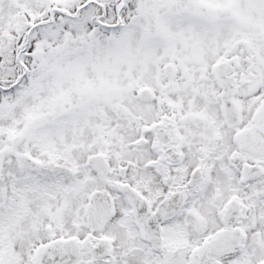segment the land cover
I'll return each instance as SVG.
<instances>
[{
    "label": "flooded vegetation",
    "instance_id": "obj_1",
    "mask_svg": "<svg viewBox=\"0 0 264 264\" xmlns=\"http://www.w3.org/2000/svg\"><path fill=\"white\" fill-rule=\"evenodd\" d=\"M128 8L99 24L115 35L105 44L51 46L50 101L26 112L34 132L0 120V264H33L45 247L67 264H189L222 234L215 264H264V144L252 136L264 0H133L127 22ZM127 28L122 54H93ZM20 58L0 105L42 91L19 83Z\"/></svg>",
    "mask_w": 264,
    "mask_h": 264
},
{
    "label": "rangeland",
    "instance_id": "obj_2",
    "mask_svg": "<svg viewBox=\"0 0 264 264\" xmlns=\"http://www.w3.org/2000/svg\"><path fill=\"white\" fill-rule=\"evenodd\" d=\"M133 0H0V84L9 85L16 79L15 71H19L18 66L14 63V56L19 50L26 49L25 62L27 63L30 72H27L26 83L32 87L36 86V82L42 85L41 92H31L23 94L18 105H11L7 102H2L0 105V120L9 118V121H14L19 127L31 129L29 133L34 132L30 127L34 123H29L26 118L28 109H33L35 103H43L50 101V95L45 91L50 84L51 64L55 60L49 49L51 46H59L67 51V55L75 49L67 48L71 39L79 37H87L90 34L95 39L94 42H103L110 38L112 34L110 29L99 26L100 23H111L116 20L114 11L117 7L125 2V6L129 7L124 13V21L130 20V7ZM103 6V8H101ZM82 7V8H79ZM62 16L63 26L61 24L53 25L57 21V17ZM101 21V22H100ZM94 23H98L93 26ZM129 28V27H128ZM121 33L115 45L107 47L99 45L95 48L93 54L99 57L101 54L108 53L110 55L122 54L121 47L131 42L130 30ZM66 38V41H64ZM98 39V40H97ZM76 54V53H75ZM80 56L78 60H82ZM78 68L77 72L80 75V83L88 82L86 71ZM71 76V74H70ZM83 78V79H82ZM70 87L75 86L74 81L69 82ZM66 88L62 87L59 91ZM16 96V95H15ZM0 125V129H2ZM18 127V128H19ZM22 129V128H19ZM71 137L77 139V136H69L66 139L67 144H70ZM3 139L0 133V145ZM48 148H51V143H47ZM33 147V145H31ZM33 151L36 150L33 147Z\"/></svg>",
    "mask_w": 264,
    "mask_h": 264
},
{
    "label": "water",
    "instance_id": "obj_3",
    "mask_svg": "<svg viewBox=\"0 0 264 264\" xmlns=\"http://www.w3.org/2000/svg\"><path fill=\"white\" fill-rule=\"evenodd\" d=\"M79 42L84 44L86 43L84 37H80ZM254 126H253V135L261 138L260 144H264V104L262 108L256 113L254 117ZM242 135L238 137V142L242 143ZM254 142V140L252 141ZM3 150H0V168H1V159H2ZM132 196L129 195L128 199L131 203ZM225 234H222L217 240L210 241L206 244L200 246L196 251H193L189 256V264H215L216 257L219 256L222 252H225L230 248V245L227 244ZM65 240H59L56 242L55 246H59L58 250L66 248L67 242ZM49 250L48 247H45L39 250L35 256L33 264H67L69 259L65 258L62 253H46ZM54 252V251H53ZM55 255V256H54ZM46 256V257H45ZM48 257V258H47Z\"/></svg>",
    "mask_w": 264,
    "mask_h": 264
}]
</instances>
